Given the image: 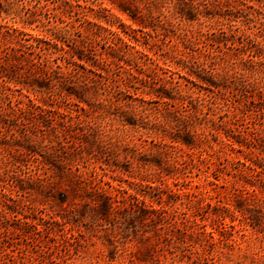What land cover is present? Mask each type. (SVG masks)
Returning <instances> with one entry per match:
<instances>
[{"label": "rangeland", "instance_id": "1", "mask_svg": "<svg viewBox=\"0 0 264 264\" xmlns=\"http://www.w3.org/2000/svg\"><path fill=\"white\" fill-rule=\"evenodd\" d=\"M0 264H264V0H0Z\"/></svg>", "mask_w": 264, "mask_h": 264}, {"label": "trees", "instance_id": "2", "mask_svg": "<svg viewBox=\"0 0 264 264\" xmlns=\"http://www.w3.org/2000/svg\"><path fill=\"white\" fill-rule=\"evenodd\" d=\"M108 208H111V207H109V205H108ZM234 210H236V211H240V210H242L239 206H238V204H236L235 206H234ZM247 211H249L250 213L252 212V213H255V211H250V210H247ZM256 214V213H255Z\"/></svg>", "mask_w": 264, "mask_h": 264}]
</instances>
